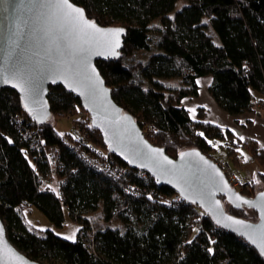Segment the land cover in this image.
I'll list each match as a JSON object with an SVG mask.
<instances>
[{"label":"trees","instance_id":"trees-1","mask_svg":"<svg viewBox=\"0 0 264 264\" xmlns=\"http://www.w3.org/2000/svg\"><path fill=\"white\" fill-rule=\"evenodd\" d=\"M71 1L98 25L124 30L117 56L97 68L116 103L170 157L196 148L213 159L214 142L233 139L202 121L204 109L193 120L182 105L198 95V78L211 76L209 95L232 116L254 111L253 92L264 94V0H181L180 9V0ZM47 100L52 117L83 111L60 85L49 86ZM76 119L77 133L70 127L59 135L50 120L34 121L15 91L0 90V220L26 257L44 264H264L197 206L170 201L172 190L108 152L88 116ZM242 147L260 165L243 192L252 196L264 186V152L253 141ZM227 154L237 158L229 146ZM53 179L57 188L46 183ZM29 209L56 227L67 212L79 225L76 239L37 234L23 217ZM226 210L256 219L252 210Z\"/></svg>","mask_w":264,"mask_h":264},{"label":"water","instance_id":"water-1","mask_svg":"<svg viewBox=\"0 0 264 264\" xmlns=\"http://www.w3.org/2000/svg\"><path fill=\"white\" fill-rule=\"evenodd\" d=\"M68 4L71 7L61 0H0V90L15 91L27 114L40 123L51 118L49 86H62L79 99L108 152L197 206L217 227L239 237L264 259V188L247 196L198 149H184L173 158L150 143L133 116L112 98L96 65L117 56L124 30L100 26L71 0ZM73 9L81 10L84 21L99 31L81 22ZM117 29L123 31L116 35L112 30ZM226 206L252 210L256 219L234 216ZM0 264L44 263L29 259L12 244L0 220Z\"/></svg>","mask_w":264,"mask_h":264},{"label":"crops","instance_id":"crops-1","mask_svg":"<svg viewBox=\"0 0 264 264\" xmlns=\"http://www.w3.org/2000/svg\"><path fill=\"white\" fill-rule=\"evenodd\" d=\"M211 80L212 78L210 75L198 78L196 80L199 87L198 95L182 99V105L193 120H198L197 110L199 108L204 109L205 116L202 121L224 128L233 136L232 141H227V143L217 141L219 146L223 147L225 150L226 158L232 160L227 154V146H229L237 153V157L244 158V155L247 156L250 160V165L257 170V165H259L257 160L255 158L250 159L251 151L242 147V143L253 141L257 148L264 152V94L253 92L255 104L254 111L232 116L223 112L209 95L208 86ZM258 187H260V185H258Z\"/></svg>","mask_w":264,"mask_h":264},{"label":"rangeland","instance_id":"rangeland-1","mask_svg":"<svg viewBox=\"0 0 264 264\" xmlns=\"http://www.w3.org/2000/svg\"><path fill=\"white\" fill-rule=\"evenodd\" d=\"M183 5V2L180 0L176 3V9H180ZM83 111L76 113L73 117H52L50 118V121L53 125L54 130L59 134L63 135L67 133L73 126H77V117L83 116ZM215 149L213 151V159L221 161L228 162L231 167L236 170L237 177L240 179H245L248 182L254 180L256 178V173L259 171V165L258 169L255 170L252 165H250V160L247 156L244 155L243 157H237L234 161L230 160L229 158H226V153L223 147L219 146V143L216 141L214 142ZM216 158V159H215ZM218 160V161H220ZM256 164V163H255ZM55 179H53L52 184H55ZM261 188H264L263 185L260 184ZM249 190L251 189L250 186H248ZM249 190H243V192H248ZM91 214V213H89ZM24 220L27 221V224L29 225L30 229H32L37 234H44L46 230H51L56 235L65 238L70 241H74L76 239V234L79 229V225L73 221L67 212H64V221L62 227H56L51 222H49L38 210L32 209V210H26L23 213ZM97 220H101L100 216L99 218H96ZM113 225H116L118 223L117 219H114L111 222ZM67 237V238H66Z\"/></svg>","mask_w":264,"mask_h":264},{"label":"built area","instance_id":"built-area-1","mask_svg":"<svg viewBox=\"0 0 264 264\" xmlns=\"http://www.w3.org/2000/svg\"><path fill=\"white\" fill-rule=\"evenodd\" d=\"M84 116H88L89 115L83 110V114ZM72 131L74 133H77V128L75 126L72 127ZM24 137H29V135H26V134H23ZM108 151V150H107ZM215 162H217V164L221 167L222 171L224 172V174L226 175V178L228 180V182L231 184V186L236 189L237 191H243L244 189L245 190H249L248 188V184L246 183V181L244 179H240L237 177V173H236V170H234L231 165L226 162V161H218V160H215ZM106 168H108V166H104ZM47 185L50 187V188H57V183L55 182V184L53 185L52 184V181L51 182H46ZM48 190V188H46ZM181 200V197L177 194V193H174L172 196H171V199L170 201H175V202H178ZM198 224L195 223V222H191L190 223V227L191 228H195L197 227Z\"/></svg>","mask_w":264,"mask_h":264},{"label":"snow or ice","instance_id":"snow-or-ice-1","mask_svg":"<svg viewBox=\"0 0 264 264\" xmlns=\"http://www.w3.org/2000/svg\"><path fill=\"white\" fill-rule=\"evenodd\" d=\"M62 4L67 6V7H71V5L68 4V0H61ZM74 12L78 13L79 14V18H80V21L85 23L87 25V27L89 28H93V29H96V25L94 23H88L87 21H84L83 19V13L81 10L79 9H73ZM97 31H99V29H96ZM116 35H118L121 31H123L122 29H117V30H112ZM117 46H119L117 44ZM264 195V194H262ZM245 203H247V201H244ZM235 223H240V221H234ZM67 238V237H66ZM211 251V250H209ZM262 251V254H264V248L261 249Z\"/></svg>","mask_w":264,"mask_h":264},{"label":"bare ground","instance_id":"bare-ground-1","mask_svg":"<svg viewBox=\"0 0 264 264\" xmlns=\"http://www.w3.org/2000/svg\"><path fill=\"white\" fill-rule=\"evenodd\" d=\"M246 183H247V181H246ZM248 184V183H247Z\"/></svg>","mask_w":264,"mask_h":264}]
</instances>
